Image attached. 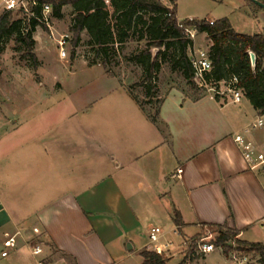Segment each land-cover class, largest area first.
I'll use <instances>...</instances> for the list:
<instances>
[{"label":"crops","instance_id":"crops-1","mask_svg":"<svg viewBox=\"0 0 264 264\" xmlns=\"http://www.w3.org/2000/svg\"><path fill=\"white\" fill-rule=\"evenodd\" d=\"M246 5L264 17V8ZM102 68L121 97L58 100L52 107L63 113L52 121L43 111L33 126L24 112L0 120V264H143L156 226L176 246L172 260L208 224L263 243L245 236L262 229L264 165L251 169L234 138L243 134L263 148L264 127H252L261 114L250 100L188 97L174 88L154 120L126 80ZM7 233H18V243L3 256ZM214 252L187 264H223Z\"/></svg>","mask_w":264,"mask_h":264},{"label":"trees","instance_id":"trees-1","mask_svg":"<svg viewBox=\"0 0 264 264\" xmlns=\"http://www.w3.org/2000/svg\"><path fill=\"white\" fill-rule=\"evenodd\" d=\"M37 6H31V11L39 18L45 4L52 6V17L63 19L65 8L74 11L70 27L74 35L75 46H79L82 34L87 31L89 43L96 53L97 61L110 70L112 53H117L118 46L128 42L141 43L146 46L129 57V60L142 68V84L146 96H152V90L157 86L158 74L163 65L170 64L172 71L181 72L195 89L198 85L194 80L195 72L190 59V50L194 42L184 29L180 27L177 17L176 0H168L172 6L166 5L165 0H37ZM249 2L255 3L252 0ZM264 2V0H260ZM22 16L14 17L13 11H5L0 17V52L6 39L16 34L17 42L23 44L26 56L37 62L35 53L36 40L34 34L39 26L48 27L36 17H28L23 11ZM187 25L197 28L199 34H206L211 44L210 58L213 63L212 71L207 75V81L214 86L232 77L239 78L238 87L243 89L244 97L250 100L260 114L264 113V28L260 33L247 34L236 31L229 18L214 21L188 20ZM256 54V65L253 66L249 53ZM95 63V62H94ZM117 73H113L116 75ZM132 96L145 107L144 101L129 87ZM205 90V89H204ZM207 91V90H205ZM205 95V94H203ZM201 95V96H203ZM199 96V97H201ZM220 98V96H216ZM161 105V104H160ZM147 110V109H146ZM152 119L157 120L160 107L155 113L148 111ZM176 223L181 225V215H175ZM203 229L218 233L217 245L226 243L239 236V233L226 225L208 224ZM244 253H257L264 263V244L251 243L237 238ZM226 245V253L229 251ZM181 264H187L198 258L194 247L189 246V252ZM143 264H170L171 256L160 255L146 249L142 253Z\"/></svg>","mask_w":264,"mask_h":264},{"label":"rangeland","instance_id":"rangeland-1","mask_svg":"<svg viewBox=\"0 0 264 264\" xmlns=\"http://www.w3.org/2000/svg\"><path fill=\"white\" fill-rule=\"evenodd\" d=\"M247 1L176 0L175 5L178 16L184 21H187L186 19L220 20L229 18L238 31L247 34H257L261 32L264 26V17L254 16L251 9L247 8ZM167 3L172 6L171 2ZM67 9L63 19L54 18L52 20L55 33L58 30L62 33H70L72 36V41L68 47V56L65 60L59 55V48L55 38L52 37V40L49 37L51 35L49 28L46 30L39 26L38 36L42 39L40 40V53H36L37 62L26 56L25 47L17 42L16 34H12L6 39L3 50L0 52V120L5 121L12 117L13 114L24 112L23 115L27 117L28 124L33 126L36 123L34 122L35 119L43 111L52 121V117L56 118L63 113V107H55V109L52 107L53 103L58 100L87 96L89 98L99 97L97 99L99 101L106 97H121L122 92L119 90L117 79L107 76L102 68L104 66L97 61L96 53H94L93 47L89 43L90 37L87 31L83 32L79 46H75L74 35L70 30L74 11L71 7ZM5 11H7L6 8L0 5V17ZM13 12L15 18L22 16L19 10H14ZM56 36L59 37L57 33ZM146 43V41L141 43L128 42L118 46L117 53L111 54L109 66L110 70L113 73H117L116 75L122 81V78H124L129 86L133 85L136 94L141 97L145 107L150 109L152 113L156 112L165 95L174 88L182 90L188 97H199L209 93L205 91L206 89L204 90L200 87L195 89L186 80L183 73L172 71L168 63L163 65L161 72L158 74L157 86L152 90V96H146V89L141 85L143 79L142 68L129 60L131 55L145 48ZM210 43L208 38L199 35L195 41L197 47L209 48ZM109 73L113 75V73ZM44 83L47 84L44 86ZM106 89L112 92L110 96L104 95ZM40 103L41 105H39ZM96 105L95 111L92 112L94 114L97 113L96 109H100L101 102ZM202 237H212V241H217L218 233L202 228L201 233L186 240L184 245V251L186 252L183 253L186 255L178 254L173 259L174 262H181L182 259L186 258L190 245L194 247L199 256L198 258L202 259L204 255L198 253V242ZM245 238L264 243V228L257 229L256 233L251 236L247 235ZM238 244L240 243L237 241ZM240 250L242 251L241 248ZM246 254L250 257V262L244 264H264L260 262L261 256L259 254ZM214 255L223 264H232L223 249L217 248ZM173 260L171 259V261Z\"/></svg>","mask_w":264,"mask_h":264},{"label":"built area","instance_id":"built-area-1","mask_svg":"<svg viewBox=\"0 0 264 264\" xmlns=\"http://www.w3.org/2000/svg\"><path fill=\"white\" fill-rule=\"evenodd\" d=\"M0 5L6 8L8 11L19 10L23 11L28 17H36L42 23H44L50 30L51 35L55 37L52 20V6L50 4H45L42 10V17L39 18L34 12L31 11V6H37V0H0ZM193 20V19H188ZM187 20V21H188ZM211 24H214V21H211ZM180 27L184 29L186 35L192 39L194 42L193 47L190 50V59L194 68L195 77L194 80L197 85L202 88L206 89L209 93L214 94L215 96H229L231 102L233 103H240L244 98V92L242 88H239L237 85L239 83V78L234 76L229 81H224L219 83L217 86L211 85L207 81V75L212 71L213 63L210 58L209 48L205 47H197L195 45V41L197 36L199 35L197 28L194 26H190L186 24V21H180ZM57 42V46L59 48V55L62 59L67 58L68 56V47L72 41V36L70 33H63L59 37H55ZM250 55V59L252 61V57ZM263 68H264V61H263ZM253 128H262L264 127V113L259 115L258 119L252 124ZM236 143L238 144L241 152L247 161L248 165L251 169H256L262 165H264V144L263 148L260 149L258 145L254 142L249 140L243 134H236L234 136ZM260 225L264 228V218L261 219ZM18 233L16 234H6V241L5 246L6 249L2 252L3 256H8L10 251L17 247L18 243ZM150 242L152 244L151 250L155 251L160 255L172 256L173 252L175 251V244L173 241L166 240L163 241L162 239L165 236L164 230L161 227H153L150 230ZM212 237H202L198 242V253L202 255L209 254L213 251H216L217 248H221L226 251L225 245H217V241H212ZM239 238V236H237ZM237 238L231 239L226 245L230 248L229 251L226 253L229 259L234 264H244L250 262V257L248 254L242 252L240 250V244L237 245ZM33 253L35 255H39L43 252L42 247L40 246H33L32 247ZM39 264H45L43 261H40Z\"/></svg>","mask_w":264,"mask_h":264},{"label":"water","instance_id":"water-1","mask_svg":"<svg viewBox=\"0 0 264 264\" xmlns=\"http://www.w3.org/2000/svg\"><path fill=\"white\" fill-rule=\"evenodd\" d=\"M256 5L264 8V2L260 1V0H252ZM251 57H252V61H253V64L256 65V61H257V57H256V54L255 53H251Z\"/></svg>","mask_w":264,"mask_h":264}]
</instances>
